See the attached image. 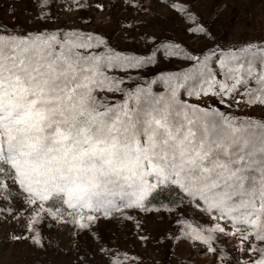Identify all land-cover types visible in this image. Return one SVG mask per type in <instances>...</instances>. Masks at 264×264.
Instances as JSON below:
<instances>
[{
    "label": "rangeland",
    "instance_id": "374dc122",
    "mask_svg": "<svg viewBox=\"0 0 264 264\" xmlns=\"http://www.w3.org/2000/svg\"><path fill=\"white\" fill-rule=\"evenodd\" d=\"M3 2L19 11L13 17L0 8V20L13 25L0 32V211L78 228L119 217L125 229L136 227L132 236L142 226L152 237L142 245L117 232L105 243L122 252L98 253L93 264H181L157 241L171 230L164 216L181 218L186 247L176 255L192 264H264V120L230 107L240 88L248 104H264V64L257 66L254 46L264 40V0H124L117 8L111 0ZM177 5L182 15L191 5L215 41L253 43L235 52L215 48L223 75H214L213 43L185 35L186 21L172 14ZM126 21L140 26L120 27ZM152 38L208 49L204 67L163 92L141 82L128 97L113 95L124 89L109 68L142 67ZM21 65L30 71L8 74ZM6 230L0 227V264H75L67 239L60 252L41 251L4 240Z\"/></svg>",
    "mask_w": 264,
    "mask_h": 264
},
{
    "label": "snow or ice",
    "instance_id": "6c2138e0",
    "mask_svg": "<svg viewBox=\"0 0 264 264\" xmlns=\"http://www.w3.org/2000/svg\"><path fill=\"white\" fill-rule=\"evenodd\" d=\"M31 2V0H29ZM157 2H163V0H157ZM173 4L176 3V0H171ZM186 0H179V5H184ZM124 3V0H111V7L117 8ZM179 5L172 9V14L174 18L186 21L187 27L185 29V35L191 38L192 36H198L199 39H208L210 43H213V52L214 54L210 55L211 68L214 75H223V70L218 66V62L221 60L222 52L215 51V48L227 51L228 48H231L233 52L237 49L248 46L253 42L243 41L241 44L237 45H226L215 41V33L212 32L211 26L202 25L198 22L195 13V9L191 5L187 6L186 12L182 15L179 10ZM8 7V14L10 16H15L16 12L19 9L12 7L11 5H5L3 0H0V8ZM131 7V5H125ZM98 10H102L103 6H95ZM31 13L30 8L24 9V14L29 15ZM88 19V18H83ZM154 19L158 17L154 16ZM140 25H132L130 21H126L120 24V27L132 28L135 31ZM13 25H6L2 20H0V32L7 33L9 28H12ZM15 30L20 31L21 28L16 26ZM98 35V33H97ZM143 35V33H142ZM151 47H146L145 51L150 53L148 55H143L140 58L145 61L142 67L135 68H118L110 67L109 74L115 72L119 73L118 76L114 78V82L119 83L120 90H112L113 95L120 97H128L135 90V86L141 82L146 85H149V90L153 92H163L170 86L175 88L176 82L174 78L180 77L182 73H192L197 69H202L204 67L202 58L205 55V52L208 49H196L187 48L180 42L172 43L170 41H156L155 38L151 40ZM254 46L259 50V57L257 59V66L264 64V40L254 42ZM116 52H123L125 50L116 48ZM96 51H103V46H97ZM131 51V49H129ZM190 54V55H189ZM253 56L257 55L256 53L252 54ZM245 59V58H238ZM247 62H251L248 60ZM173 63H178L182 65V68H168L167 65ZM231 61H229V65ZM161 65H166L161 67ZM30 71L24 65L17 68L15 66L7 69L9 75H18L20 73L27 74ZM5 75V70L3 67H0V79H3ZM129 77H132L129 79ZM165 77L169 79H165ZM150 82V84H149ZM249 83H253L249 81ZM264 83V81H262ZM138 91V90H137ZM258 91H264V89H258ZM181 99H189L192 103H199L200 97L196 98L186 97L183 92H181ZM238 99L230 101V107H235L238 113L243 114L244 112H250L255 114L256 112L262 113L258 119L264 120V104L257 102L256 104H248L245 99V91L243 88H240L235 93ZM213 104L219 106L217 100L212 101ZM244 104V108H240V104ZM203 107L207 108L208 105L204 104ZM229 109H225L227 112ZM242 163V161H241ZM211 179V177H209ZM200 201H197L199 203ZM19 211H23L21 208ZM179 212L182 216L188 215V210L185 207L181 206ZM149 216L152 213H148ZM163 215V213H161ZM165 220L171 225V230H165L159 234L157 241L160 244H166L168 246L169 254L173 257V260L179 259L181 264H192L190 259H184V257H178L176 254L181 252L182 249L186 247L183 238L180 236L182 231V222L180 217L164 216ZM127 221L122 220L119 217H112L105 219L101 217L94 224H90L83 228H78L75 224L70 223L68 220H57L56 218H48L42 221H39L38 224L35 220L29 223L23 216L18 215L16 212L12 211H0V227H6L7 230L3 232V239L6 241H11L15 243L24 242L30 247L37 250H47L53 249L54 251L60 252L61 246L65 239L71 242L70 245V254L72 252H77V256L74 260L75 264H84L85 261L88 264H93L98 253L104 251L111 252L112 256H115L117 253L122 252L118 246L115 251H111V246L107 245L105 242L114 239L117 232L121 234L122 239H127L128 236H132L134 232L137 231L135 226L125 229ZM141 234L144 236L141 240ZM98 237V239H94ZM134 240H137L142 245L149 244L152 237L143 232L141 226V233H138L135 236H132ZM103 245L100 249L96 248L97 244Z\"/></svg>",
    "mask_w": 264,
    "mask_h": 264
}]
</instances>
